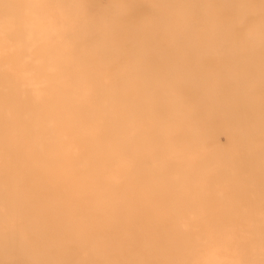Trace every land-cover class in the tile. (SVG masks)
<instances>
[{
	"label": "bare ground",
	"instance_id": "bare-ground-1",
	"mask_svg": "<svg viewBox=\"0 0 264 264\" xmlns=\"http://www.w3.org/2000/svg\"><path fill=\"white\" fill-rule=\"evenodd\" d=\"M0 264H264V0H0Z\"/></svg>",
	"mask_w": 264,
	"mask_h": 264
},
{
	"label": "rangeland",
	"instance_id": "rangeland-1",
	"mask_svg": "<svg viewBox=\"0 0 264 264\" xmlns=\"http://www.w3.org/2000/svg\"><path fill=\"white\" fill-rule=\"evenodd\" d=\"M221 140H222L223 143H225V142H224V141H225V137H224V136H222ZM223 140H224V141H223Z\"/></svg>",
	"mask_w": 264,
	"mask_h": 264
}]
</instances>
